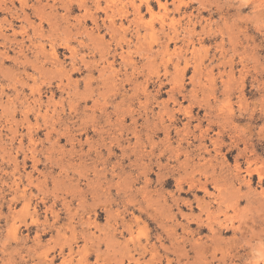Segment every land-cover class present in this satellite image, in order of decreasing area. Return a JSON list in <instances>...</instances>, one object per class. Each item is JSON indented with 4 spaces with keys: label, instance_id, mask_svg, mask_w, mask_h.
Returning <instances> with one entry per match:
<instances>
[{
    "label": "rangeland",
    "instance_id": "rangeland-1",
    "mask_svg": "<svg viewBox=\"0 0 264 264\" xmlns=\"http://www.w3.org/2000/svg\"><path fill=\"white\" fill-rule=\"evenodd\" d=\"M0 264H264V0H0Z\"/></svg>",
    "mask_w": 264,
    "mask_h": 264
}]
</instances>
